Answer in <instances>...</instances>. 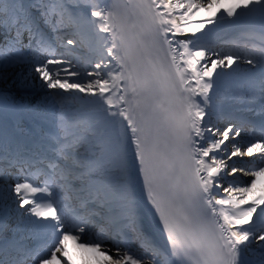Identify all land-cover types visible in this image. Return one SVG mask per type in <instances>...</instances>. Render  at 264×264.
Segmentation results:
<instances>
[{
    "label": "snow or ice",
    "instance_id": "obj_1",
    "mask_svg": "<svg viewBox=\"0 0 264 264\" xmlns=\"http://www.w3.org/2000/svg\"><path fill=\"white\" fill-rule=\"evenodd\" d=\"M0 180V264H264V0H0Z\"/></svg>",
    "mask_w": 264,
    "mask_h": 264
},
{
    "label": "bare ground",
    "instance_id": "obj_2",
    "mask_svg": "<svg viewBox=\"0 0 264 264\" xmlns=\"http://www.w3.org/2000/svg\"><path fill=\"white\" fill-rule=\"evenodd\" d=\"M247 29H249V31H253V30H255V29H253V28H251L250 26H240V27H238V28H236L235 30H238L237 31V33H241V32H243V31H245V30H247ZM248 30L246 31V32H249ZM221 39V38H220ZM249 45L251 44V43H248ZM242 67H247L246 65H242ZM12 214V213H11ZM15 215V214H14ZM13 214H12V216H14ZM9 217V213H7L6 212V214H5V219H7ZM9 220H6L5 221V223L6 222H9V223H6L8 226H10V222H13V223H11V226H13L14 224H15V220L14 219H10V218H8ZM14 220V221H13ZM13 224V225H12ZM15 226V225H14ZM69 248H70V250L72 249V245H71V243L69 242Z\"/></svg>",
    "mask_w": 264,
    "mask_h": 264
},
{
    "label": "rangeland",
    "instance_id": "obj_3",
    "mask_svg": "<svg viewBox=\"0 0 264 264\" xmlns=\"http://www.w3.org/2000/svg\"><path fill=\"white\" fill-rule=\"evenodd\" d=\"M12 207H13V209H14V208H15V205H13ZM12 214L14 215L15 213L12 212ZM12 214H11V215H12ZM6 220H9V219L7 218V219H5V221H6ZM14 220H15V219H14ZM14 220H13V221H14ZM6 223H9V222H6ZM11 223H13V222H10V226H8L9 228L14 227V225H15V224H14V225L12 224L13 226H11ZM6 225H7V224H6ZM9 235H10V233H9Z\"/></svg>",
    "mask_w": 264,
    "mask_h": 264
}]
</instances>
